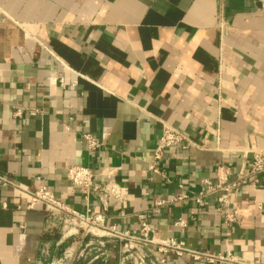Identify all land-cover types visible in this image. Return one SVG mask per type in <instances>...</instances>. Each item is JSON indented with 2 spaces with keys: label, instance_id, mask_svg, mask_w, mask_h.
Masks as SVG:
<instances>
[{
  "label": "crops",
  "instance_id": "crops-1",
  "mask_svg": "<svg viewBox=\"0 0 264 264\" xmlns=\"http://www.w3.org/2000/svg\"><path fill=\"white\" fill-rule=\"evenodd\" d=\"M163 125L191 145L155 162ZM261 149L264 0H0V264L68 252L71 264H137V254L144 264H229L159 252L169 240L264 264V176L236 189L229 226L216 196L190 200L221 168L235 180ZM70 166L120 189L104 228L138 237L144 222L156 245L125 255L117 238L63 234L41 204L29 209L21 190L45 186L70 211L101 212L95 194L69 183Z\"/></svg>",
  "mask_w": 264,
  "mask_h": 264
},
{
  "label": "built area",
  "instance_id": "built-area-1",
  "mask_svg": "<svg viewBox=\"0 0 264 264\" xmlns=\"http://www.w3.org/2000/svg\"><path fill=\"white\" fill-rule=\"evenodd\" d=\"M15 116H21L20 109L15 110ZM84 139L87 142L88 149L93 150L98 146V143L90 136H85ZM190 145V141L180 131L171 126L163 125L160 137L153 151V159L155 162H160L164 152L167 149L173 147L185 149ZM252 155L253 157L250 164L242 166V168L235 175V180L229 181V171L225 168H221L214 180L205 179L200 182L201 190L197 194L192 195L190 197V200H192L196 206L202 207L204 204V199L206 197L213 195L216 196L217 204L219 207L218 211L224 215L225 223L227 224V226L234 224L236 222L237 212L235 210H230L229 207L231 205V199L234 196L236 189L239 186L248 183L258 184L259 178L261 176H264V149L252 151ZM149 171L151 173H157V168L152 165L150 166ZM66 175L69 183L73 187L78 188L86 197L90 194H95L101 206V212L99 214L91 217L88 216V214L81 215L68 210L63 204L56 200L54 195L45 186H40L34 192L21 190L23 193L27 194L30 197L29 209L33 208V206L38 203L43 206L46 213H48L55 219L60 220L61 218H71L75 221H79L83 225H86L88 228L103 232L102 237L110 236L113 238H117L118 240L126 243L123 245V253L125 255H129L131 254V252H133V243L156 245L149 239L151 230L149 226L144 222L141 223L140 235L138 237H131L127 236L126 234H120L114 228H104L102 226L103 216L109 209L110 201H119L121 199L120 189L115 183H99L97 181L99 175L82 166H70L66 171ZM109 175L110 173H108V176ZM187 198L188 196H180L169 202L157 201L154 203V205L156 207H161L164 204L180 201ZM63 222L67 224L66 220ZM176 225L178 227L185 226L181 220H178ZM94 236L101 235L97 234ZM158 247V251L161 253L171 251L174 252V254L177 256L188 254L195 260H206L208 262L219 261L229 264H260L258 262L248 263L237 261L230 255L210 256L203 252L191 251L186 249L182 242H176L174 240H169L168 242L162 243L158 245ZM66 257L68 256L64 255L63 258L65 259ZM135 258L138 264H144V260L139 254L135 255Z\"/></svg>",
  "mask_w": 264,
  "mask_h": 264
},
{
  "label": "rangeland",
  "instance_id": "rangeland-1",
  "mask_svg": "<svg viewBox=\"0 0 264 264\" xmlns=\"http://www.w3.org/2000/svg\"><path fill=\"white\" fill-rule=\"evenodd\" d=\"M65 220L67 221V224L63 222ZM56 221L61 223V226H62L61 227V229H62L61 231H62L63 234H69V235H72V236H74V235L75 236L83 235L84 237L92 236V234H94V235L98 234V235H101V236L103 235V233H101V231L95 230V229H92V228H88L86 225H83L79 221H75L74 219H71V218H65V219L61 218L60 220L56 219ZM98 238L99 237L96 236V240ZM122 248H123V245H122ZM64 255L68 256V257H66L67 259L63 258ZM64 255H62L60 258H57L56 260L50 261L47 264H71V262H73V259H72L73 255H71V253H69V252L64 254Z\"/></svg>",
  "mask_w": 264,
  "mask_h": 264
},
{
  "label": "bare ground",
  "instance_id": "bare-ground-1",
  "mask_svg": "<svg viewBox=\"0 0 264 264\" xmlns=\"http://www.w3.org/2000/svg\"><path fill=\"white\" fill-rule=\"evenodd\" d=\"M101 233H103V232H101Z\"/></svg>",
  "mask_w": 264,
  "mask_h": 264
}]
</instances>
